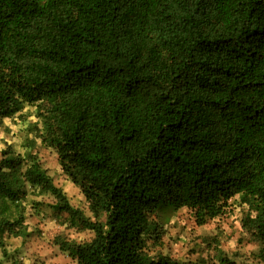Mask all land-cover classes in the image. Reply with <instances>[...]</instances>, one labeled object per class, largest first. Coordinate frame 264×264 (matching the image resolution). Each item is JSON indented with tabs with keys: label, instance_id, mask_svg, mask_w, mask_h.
Segmentation results:
<instances>
[{
	"label": "trees",
	"instance_id": "trees-1",
	"mask_svg": "<svg viewBox=\"0 0 264 264\" xmlns=\"http://www.w3.org/2000/svg\"><path fill=\"white\" fill-rule=\"evenodd\" d=\"M25 106L93 219L10 147L0 203L50 194L93 233L59 242L75 264H179L148 253L153 215L185 208L202 226L235 197L264 262V0H0V124Z\"/></svg>",
	"mask_w": 264,
	"mask_h": 264
},
{
	"label": "rangeland",
	"instance_id": "rangeland-1",
	"mask_svg": "<svg viewBox=\"0 0 264 264\" xmlns=\"http://www.w3.org/2000/svg\"><path fill=\"white\" fill-rule=\"evenodd\" d=\"M37 121L34 107L25 106L21 115L4 119L0 124L1 152L10 147L15 153L35 155L54 185L60 187L70 205L93 219L83 195L62 173L54 151L42 144L34 123ZM54 199L50 194L29 191L17 204L0 203V218L14 223L13 230L20 235L9 234L0 229V261L16 260L22 264H75L59 249V242H87L93 233L71 226L65 214L52 210ZM246 206L238 197L230 201L224 215L197 226L191 212L185 208L173 211L162 208L153 215L160 239H148L146 249L152 256L162 254L179 264H220L222 255L235 264H264L260 245L249 239L240 227V218ZM13 231V232H14Z\"/></svg>",
	"mask_w": 264,
	"mask_h": 264
}]
</instances>
